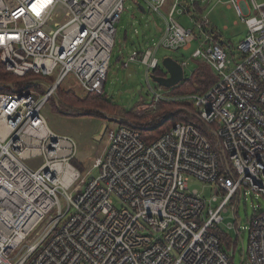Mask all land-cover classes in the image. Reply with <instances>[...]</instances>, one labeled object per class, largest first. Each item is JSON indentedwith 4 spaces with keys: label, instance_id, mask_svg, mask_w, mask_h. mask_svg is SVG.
I'll use <instances>...</instances> for the list:
<instances>
[{
    "label": "built area",
    "instance_id": "obj_1",
    "mask_svg": "<svg viewBox=\"0 0 264 264\" xmlns=\"http://www.w3.org/2000/svg\"><path fill=\"white\" fill-rule=\"evenodd\" d=\"M125 1L0 0L1 65L16 78L46 80L0 91V264H233L217 233L223 215L247 193L264 200V4L255 0L225 4L247 28L236 54L208 20L221 0L148 2L164 28L128 59L149 81L160 49L195 44L190 59L216 77L204 93L182 98L200 125L178 123L150 144L136 128L117 126L90 166L78 165L74 138L50 129L44 108L69 75L103 93ZM152 92L148 109L171 100ZM35 158L42 163L30 167ZM189 179L212 187V197L189 190ZM239 227L225 223L238 236ZM248 237L242 260L264 264V210Z\"/></svg>",
    "mask_w": 264,
    "mask_h": 264
},
{
    "label": "rangeland",
    "instance_id": "obj_2",
    "mask_svg": "<svg viewBox=\"0 0 264 264\" xmlns=\"http://www.w3.org/2000/svg\"><path fill=\"white\" fill-rule=\"evenodd\" d=\"M149 1L151 0H126L123 3V12L119 22L115 25L117 31L115 46L111 54L110 70L103 91L106 100L110 101L115 108H107L105 110V117L109 116V119L104 122L100 121L101 126L99 130L95 132V126L98 125L99 120L94 117H74L60 114L57 109L53 108L52 101H49L44 108V115L51 130L59 134L66 131L69 136L76 135L77 138H73L83 153V155L81 153V158L78 156L83 165L89 163L90 166L94 158L102 153L107 142V132L118 126V120L125 119L124 114L135 109L133 118L139 120L143 117L144 112L149 110L146 105L148 100L153 96L152 89L163 93L170 90L158 87L152 79L147 81L145 68L140 64L139 60L131 62L128 59L132 53L143 52L146 48L156 43L164 28V19L148 9ZM171 1L173 0H169V2ZM221 1L211 10L208 15V20L214 30L221 35L224 43L229 46L230 53L236 54L237 45L246 38L247 28L236 15L235 11L226 7L225 4L229 0ZM246 1L250 4V0ZM255 2L259 6L264 4V0H255ZM139 5L145 9V13H142L138 8ZM161 12L165 15L166 9ZM176 19L181 25H188L189 21L186 16H176ZM194 50L195 44L192 45L189 51L181 49L177 51L160 49L157 52L160 67H162L161 62L164 58H172L181 64L183 61H187L186 67L184 68L185 76H190L196 71H205L207 76L213 79L215 74L201 58L190 59ZM124 63H128V66L123 69L122 65ZM229 66V68H232L234 63ZM164 74H167L165 70ZM15 80V87H19L21 85H28L31 80H36V78H17ZM44 81L46 80L42 79V82ZM2 84L3 82L0 81V86ZM68 91H73L77 95L79 94V96H84V92H86L72 75H69L61 83L60 92L56 96L58 100H62V93ZM103 125L106 126V132L100 140H96L95 138L99 135ZM197 125H200L198 121ZM41 163V158L27 161L30 167H37ZM188 189L198 191L206 199L212 197L213 188L196 180L189 179ZM263 210L264 200L258 195L247 193L240 198L236 212L230 210L227 214L223 215L224 223L220 225L219 229L231 238L233 245H224V249L233 257V264H248L246 257L242 260V252L244 251V254H246L248 251L249 222L256 213H260ZM228 222L235 223L236 228L237 224H239L240 236H238L236 228L232 231H228L225 228V223ZM45 224L46 222L36 229L35 235L43 229Z\"/></svg>",
    "mask_w": 264,
    "mask_h": 264
},
{
    "label": "trees",
    "instance_id": "obj_3",
    "mask_svg": "<svg viewBox=\"0 0 264 264\" xmlns=\"http://www.w3.org/2000/svg\"><path fill=\"white\" fill-rule=\"evenodd\" d=\"M151 74L155 76H166V74H164V69L160 66L151 71L150 75ZM25 78H36L37 83L35 85L42 82V78L32 74H29L22 79ZM15 79L17 78L7 73L0 63V81L3 82V84L0 86V91L12 92L18 89H25L29 86L21 85L19 87H15ZM215 81V75L214 78L211 79L207 76L205 71H196L190 76L186 75L183 82L166 92L171 100L157 102L155 107L149 109L147 112H144L143 117L139 120H135L133 118V112L135 110L133 109L131 112L124 114L125 119H120L117 121L118 126L136 128L139 131L142 140L145 143L150 144L168 132L170 128L178 123H190L197 125V118L195 116L193 102L182 98L189 95L204 93L215 83ZM35 85L30 87H36L38 90H41V88H38ZM60 86L57 90V94L60 92ZM62 95V100H58V98L55 96L50 99V101H52L53 108L57 109L60 114L68 116H89L104 122L109 119V116L105 117V110L107 108H115V106L110 101L106 100L103 93L97 94L84 92V96H79V94L77 95L73 91H68L66 93H62ZM233 202L234 198L232 199V203ZM217 233L221 237L222 248L224 251V245H233L228 234H226L224 231H221L220 229H217ZM243 253L244 251L242 252V256Z\"/></svg>",
    "mask_w": 264,
    "mask_h": 264
},
{
    "label": "water",
    "instance_id": "obj_4",
    "mask_svg": "<svg viewBox=\"0 0 264 264\" xmlns=\"http://www.w3.org/2000/svg\"><path fill=\"white\" fill-rule=\"evenodd\" d=\"M138 8L142 11V13L146 12L141 5H139ZM161 64L167 74L166 76H155L151 74L150 79H152L156 85L161 88L172 89L184 81V70L179 62L173 60L172 58H164ZM105 130L106 126L103 125L100 129L99 135L95 139L100 140L105 133Z\"/></svg>",
    "mask_w": 264,
    "mask_h": 264
},
{
    "label": "crops",
    "instance_id": "obj_5",
    "mask_svg": "<svg viewBox=\"0 0 264 264\" xmlns=\"http://www.w3.org/2000/svg\"><path fill=\"white\" fill-rule=\"evenodd\" d=\"M100 126H101V125H100V121H98V125L95 126V128H96V129H95V132L99 130ZM60 134L68 135L66 131H64V132H62V133H60ZM68 136H69V135H68ZM71 137H72V138H73V137H74V138H77L76 135H74V136L72 135ZM81 153H82V152H81V150H80L79 147H78L77 155H78L80 158H81L82 155H83V153H82V155H81ZM78 156H77V163H78V165L81 166L82 163L80 162Z\"/></svg>",
    "mask_w": 264,
    "mask_h": 264
}]
</instances>
